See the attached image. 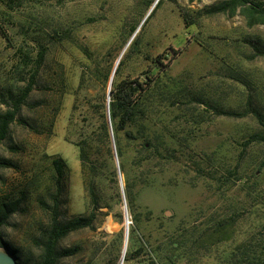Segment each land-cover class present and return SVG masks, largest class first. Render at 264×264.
Here are the masks:
<instances>
[{
  "label": "rangeland",
  "instance_id": "1",
  "mask_svg": "<svg viewBox=\"0 0 264 264\" xmlns=\"http://www.w3.org/2000/svg\"><path fill=\"white\" fill-rule=\"evenodd\" d=\"M219 1L164 0L144 23L158 0H0V22L8 33L4 37L0 32V112L13 108L34 75L32 89L0 144V159L15 164L0 166V200L22 198L1 232L18 249L20 263L39 261L52 225L55 158L67 166L58 221L65 224L96 213L91 227L58 241L60 251H75L57 264H209L221 255L223 247L193 243L205 228L195 226L228 208L233 197L227 189L241 187V172L251 175L249 186L257 183L255 189L264 190V179H259L264 176V142L245 144L261 131L249 109L264 115V55L248 42L260 38L264 46V24L249 27L239 11L203 17L196 13ZM187 12L188 27L182 17ZM134 26L141 44L123 76L143 74L162 56L175 89L186 87L170 119L174 129L185 128L192 145L189 160L169 165L146 186H136L131 209L113 131L111 157L101 137L104 160L95 173L84 170L77 143L89 132H100L103 120L110 128L112 77L106 83L104 75L124 53ZM96 69L102 71L100 79ZM225 110L240 115L229 116ZM121 137L133 178L135 144L124 132ZM208 156L215 161L204 169L205 159L211 163ZM237 163L242 171L228 175L227 169L234 170ZM175 176L178 182L172 185ZM240 197L235 204L243 202ZM135 213L141 229L133 232ZM140 247V255H133Z\"/></svg>",
  "mask_w": 264,
  "mask_h": 264
},
{
  "label": "trees",
  "instance_id": "2",
  "mask_svg": "<svg viewBox=\"0 0 264 264\" xmlns=\"http://www.w3.org/2000/svg\"><path fill=\"white\" fill-rule=\"evenodd\" d=\"M189 1L194 2L196 0ZM163 2L164 0H158L144 23L152 17L156 8ZM238 11L246 18L249 27L264 24V1L262 0H222L212 6L198 10L196 13L198 16L203 17L218 13L235 15ZM182 17L186 27L192 24L191 22L189 23V17H191L189 12L182 14ZM136 29V26L132 27V33L129 36L132 39L127 44V48L117 63L113 64L109 73L104 75L106 83L112 77L108 102L109 116L115 138L116 153L120 160V168L126 176L124 192L131 209L134 203L133 193L136 186H146L157 175L165 174L169 165L183 164L184 160H189L187 158V149L192 145V142L187 139L188 136L184 134L185 128L174 129L170 119L171 108L175 106L179 99L178 97L182 96L186 87L178 86L180 88L175 89L176 83L169 74L168 65L164 64L163 60H160L162 56L160 58L158 56L153 61L154 66L143 74L135 78L123 76L124 66H126L132 54L139 50L141 44L140 32L136 33ZM0 32L4 37H8L7 30L1 22ZM196 42L200 43L198 40ZM248 42L258 55H264V46L261 44L260 38L248 39ZM202 46L205 47L204 45ZM171 49L172 51L174 50L173 48ZM178 52L179 50H174V53ZM43 56L44 50L40 52L39 59H42ZM95 74L99 79L103 75L102 71L98 69H96ZM33 81L34 75L23 93L19 94L13 101V108L0 112V144L8 137L10 125L15 121L23 101L32 89ZM199 99L202 98L200 97ZM248 112L254 113L261 125V131L251 134L250 139L245 144L253 141L264 142V115L256 109H249ZM222 113L229 116L240 115V112L231 110H225ZM99 131L89 132L77 143L83 168L90 173L97 172V168L102 165V160H104L99 148L101 137L105 138L104 144L106 145L108 157H111L112 154L110 128L107 120L102 121ZM121 132H124L127 140L135 144L131 160L133 178L128 175L125 165L126 152L122 145ZM207 158L211 160V163L206 162L207 160L205 159L203 162L205 164L204 169L206 167L210 169L213 166L212 156ZM0 166H15V164L10 160L0 159ZM53 166L55 169L54 184L56 192L54 194L52 225L42 244L43 248L39 261L35 264H57L60 257L73 253L75 249L60 251L57 248L58 241L72 231L91 227L96 217V213H90L89 215L70 220L65 224L58 221L61 204L60 197L65 188L67 166L66 162L61 158H55ZM239 169L240 163H237L234 166V170L227 169L228 175H232ZM203 170L201 169V171ZM239 171H242V169ZM177 172L180 175L179 171ZM253 176H257L255 172ZM176 179L178 178L175 176L172 185L177 184L178 181ZM259 179L263 180L264 176L260 175ZM259 179L256 178V180ZM238 181L243 182H241V187L233 190L232 188L227 189V191L232 192L230 197H233L230 200L231 203L227 206L228 208L217 212L208 222H202L200 225L195 226H204L205 228L198 230V233L193 238V243H205V247L210 245L216 246L217 249L223 247L221 255L209 264H264V190L255 189L257 183L249 186L251 175L244 176L243 172L238 176ZM225 183L223 182L222 184ZM237 195H241L239 199L243 200L240 205L234 202ZM21 203L22 198L0 200V246L3 245L9 248L18 260V249L10 246L4 239L1 227L7 224L9 218L20 209ZM150 213L149 211L147 212V214ZM132 218L133 226L130 229L136 232L141 229L140 217L135 213ZM210 222L212 224L209 226ZM141 251L142 248L140 247L133 255H140Z\"/></svg>",
  "mask_w": 264,
  "mask_h": 264
},
{
  "label": "water",
  "instance_id": "3",
  "mask_svg": "<svg viewBox=\"0 0 264 264\" xmlns=\"http://www.w3.org/2000/svg\"><path fill=\"white\" fill-rule=\"evenodd\" d=\"M110 129L112 132L113 130H112L111 123H110ZM127 222H129V219L127 220ZM128 237H129V224L127 225L126 231H125V251L127 249ZM0 264H21V263L16 258V256L11 252L9 248L2 245L0 246Z\"/></svg>",
  "mask_w": 264,
  "mask_h": 264
},
{
  "label": "built area",
  "instance_id": "4",
  "mask_svg": "<svg viewBox=\"0 0 264 264\" xmlns=\"http://www.w3.org/2000/svg\"><path fill=\"white\" fill-rule=\"evenodd\" d=\"M127 220H128V218H127Z\"/></svg>",
  "mask_w": 264,
  "mask_h": 264
}]
</instances>
